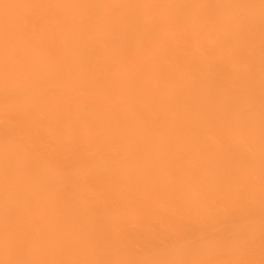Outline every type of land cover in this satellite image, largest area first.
Returning <instances> with one entry per match:
<instances>
[{
	"label": "bare ground",
	"instance_id": "6f19581e",
	"mask_svg": "<svg viewBox=\"0 0 264 264\" xmlns=\"http://www.w3.org/2000/svg\"><path fill=\"white\" fill-rule=\"evenodd\" d=\"M3 2L258 6L260 0ZM9 14L14 28L29 15L50 20L25 29L30 42L6 78L0 9V259L6 226L31 238L29 259H227L199 237L224 227L216 222L224 213L213 196L226 177L241 176L255 183L249 203L257 212L253 258L260 259L259 7L16 8ZM65 15L72 23L57 21ZM248 159L254 168L246 167ZM9 160L16 172L6 191ZM193 191L208 194L193 220L214 226L179 249L146 251L130 238L121 222L130 210L147 219L173 210V193Z\"/></svg>",
	"mask_w": 264,
	"mask_h": 264
},
{
	"label": "snow or ice",
	"instance_id": "6c2138e0",
	"mask_svg": "<svg viewBox=\"0 0 264 264\" xmlns=\"http://www.w3.org/2000/svg\"><path fill=\"white\" fill-rule=\"evenodd\" d=\"M124 7H176V8H255L259 7L261 17V150H260V208H259V248L260 259L256 260L255 253V228L256 209L251 206L250 201L255 198V183L251 176H241L236 180L226 177L225 187L216 191L213 196L214 207L222 211V219L216 221L224 227L215 231L207 237L220 253L229 258L217 260H189V259H153L137 261H79V260H42L24 258L32 247V240L27 234H22L18 229L9 230L6 226L4 247L6 258L0 259V264H264V0L259 5H96V4H59V3H0V9L4 10V33H3V60L4 74L7 78L21 63L23 46L30 42L25 29L35 28L49 22L47 15H29L19 21V27L14 28V19L9 14L12 9H73V8H110L114 12ZM71 16L58 17L57 21L64 24L72 23ZM188 18L184 17L183 22ZM139 23V21H137ZM249 32L252 22L245 18ZM251 70V65H250ZM17 100L19 97H9ZM251 111V110H250ZM239 155L238 153L236 154ZM247 168L255 167V161H245ZM16 172V165L9 160L5 168L6 191L11 187ZM235 183V187L233 186ZM232 200L234 206L229 208L226 201ZM173 210L155 213L150 218H145L139 211L130 210L121 222L130 228V238L143 246L144 250L151 251L162 245L179 249L181 242L196 237L203 233L209 225L206 221H194L192 213L194 210L208 203V194L203 191H193L190 194L173 193ZM14 257V258H13Z\"/></svg>",
	"mask_w": 264,
	"mask_h": 264
}]
</instances>
